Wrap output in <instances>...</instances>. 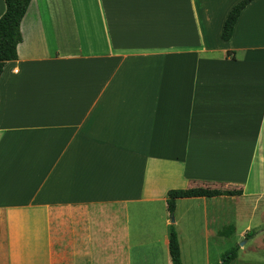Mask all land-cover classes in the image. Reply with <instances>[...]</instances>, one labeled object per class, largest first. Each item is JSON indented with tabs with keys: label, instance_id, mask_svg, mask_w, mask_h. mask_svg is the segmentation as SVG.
I'll return each mask as SVG.
<instances>
[{
	"label": "crops",
	"instance_id": "1",
	"mask_svg": "<svg viewBox=\"0 0 264 264\" xmlns=\"http://www.w3.org/2000/svg\"><path fill=\"white\" fill-rule=\"evenodd\" d=\"M239 1L30 2L0 76V264H173L175 188L242 190L177 199L183 264H214L224 221L264 264V0L224 40Z\"/></svg>",
	"mask_w": 264,
	"mask_h": 264
},
{
	"label": "trees",
	"instance_id": "2",
	"mask_svg": "<svg viewBox=\"0 0 264 264\" xmlns=\"http://www.w3.org/2000/svg\"><path fill=\"white\" fill-rule=\"evenodd\" d=\"M32 0H5L6 9L0 16V76L5 64L18 57V44L22 41L21 22L25 16ZM253 0H240L229 11L222 30V38L229 40L232 37L236 21L242 10ZM242 190L208 191L202 189H182L175 188L168 191L167 207L170 215L176 209V201L184 197L196 196H218V195H239ZM235 231V227L230 225L221 230V236L229 237ZM237 248L232 247L227 250L221 261L222 264H229L237 256ZM169 251L173 264H183L181 258L180 242L178 233L173 223L169 226ZM219 264V263H217Z\"/></svg>",
	"mask_w": 264,
	"mask_h": 264
},
{
	"label": "rangeland",
	"instance_id": "3",
	"mask_svg": "<svg viewBox=\"0 0 264 264\" xmlns=\"http://www.w3.org/2000/svg\"><path fill=\"white\" fill-rule=\"evenodd\" d=\"M93 4V3H91ZM172 217H174L176 219V215L175 212L173 215H170V220L172 222ZM173 224L175 223L172 222ZM230 225V222L228 221H224L221 224L222 229L226 228ZM239 240H241L240 242H238ZM240 243V244H239ZM238 247L239 251H238V256H240L239 261L234 260L231 264H261L259 261L257 260H250L249 258L253 257L255 259L260 260V258L263 257V254L260 252V250L258 248L255 247L254 242L252 243L249 240L248 235L246 234L242 239H238L235 237H223V236H217L215 237V240L212 239L211 242V248H210V252H211V258L212 261L214 262V264H222V257L224 255V253L229 250L231 247ZM251 246V249H250ZM253 247V249H252ZM248 248L250 250H248ZM240 249H243L242 251H240ZM246 257V258H245ZM158 258L161 260L162 259V263L165 260V255L162 254L160 251H158ZM245 258V259H244Z\"/></svg>",
	"mask_w": 264,
	"mask_h": 264
},
{
	"label": "water",
	"instance_id": "4",
	"mask_svg": "<svg viewBox=\"0 0 264 264\" xmlns=\"http://www.w3.org/2000/svg\"><path fill=\"white\" fill-rule=\"evenodd\" d=\"M175 221V218L174 217H172V222H174Z\"/></svg>",
	"mask_w": 264,
	"mask_h": 264
}]
</instances>
